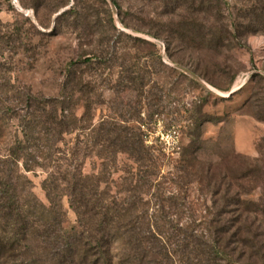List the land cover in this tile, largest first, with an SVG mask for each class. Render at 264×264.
Masks as SVG:
<instances>
[{
	"label": "rangeland",
	"instance_id": "rangeland-1",
	"mask_svg": "<svg viewBox=\"0 0 264 264\" xmlns=\"http://www.w3.org/2000/svg\"><path fill=\"white\" fill-rule=\"evenodd\" d=\"M60 2L0 1L3 24L18 22L28 32L16 54L7 60L0 56L10 68L0 66V104H22L17 93L4 89L10 83L36 96L65 95L67 116L74 122L59 141L54 137L45 144L50 156L41 166L32 171L21 166L38 200L50 204L43 182L69 159L80 164L99 192L138 194L142 203L137 213L145 218L139 226L144 229L150 220L146 213L158 212L162 204L167 215L156 220L161 230L169 229L171 235L178 225L211 239L213 230L204 223V215L212 204L215 179L224 180L221 194H242L241 210L252 216V228L261 234L263 246L261 254L255 247L235 243L229 248L238 247L241 261L253 255L254 261L262 262L264 31L239 36L242 44L238 39L228 42L225 36L223 40V23H217L213 35L198 34L190 0ZM75 2L88 14L87 20L77 25L68 18L58 22L59 13ZM234 2L226 6L225 22L233 18ZM111 15L114 28L108 22ZM99 19L108 35L102 34ZM168 24L173 31H165ZM119 33L123 34L117 49L102 54L107 65H80L78 75L88 83L85 92L65 91L71 61L83 60ZM16 131L17 121L12 120L0 134L2 153ZM138 132L146 140L140 157L122 151L123 137ZM107 136L111 140L106 141ZM60 199L66 224H75L69 196L60 194Z\"/></svg>",
	"mask_w": 264,
	"mask_h": 264
},
{
	"label": "trees",
	"instance_id": "trees-1",
	"mask_svg": "<svg viewBox=\"0 0 264 264\" xmlns=\"http://www.w3.org/2000/svg\"><path fill=\"white\" fill-rule=\"evenodd\" d=\"M35 1L49 5L55 0ZM114 3L123 13V7ZM190 4L198 34L213 35L217 23H223V40L225 36L228 42L238 39L237 44H242L239 36L264 31V0H235L233 18L227 22L225 10L229 0H190ZM66 18L77 25L87 20L88 14H84L75 2L60 13L57 20ZM108 22L115 27L112 15ZM98 23L103 27L102 34L108 35L104 20L99 19ZM171 25L168 24L165 31H173ZM27 34L18 22L11 26L0 19V56L7 60L16 54L19 41ZM122 34H117L112 41H102V48L85 55L83 60L71 61L66 70L64 90L70 94L85 92L88 83L78 75L82 73L80 65H107L109 60L102 54L109 49L116 50ZM6 53L9 56L5 57ZM0 66L10 69L2 60ZM4 89L17 93L22 104L14 105L4 99L0 104V134L12 120L17 121L13 142L4 153L0 151V264H264V254L260 263L254 261L253 255L241 261L238 247L229 248L235 243L255 247L261 254L263 246L259 245L261 234L252 228L255 224L252 216L244 215L241 210L242 194H221L224 180L215 179L212 204L207 206L204 215V223L213 230L211 239L194 228L178 225L171 235L169 229L161 230L156 220L167 215L161 202L158 212L146 213L151 221L144 229L139 226L145 218L137 213L142 203L138 194L99 192L98 184L83 174L80 164L69 159L64 168L59 164L58 170L50 172L43 182L50 204L40 202L31 189V180L21 172V166L25 171L41 166L42 159L50 156L45 144L54 137L59 141L65 132L73 129L70 125L74 122L68 119L65 95L36 96L11 83L5 84ZM108 133L110 131L106 135ZM107 140L111 137L107 136ZM122 141L126 143L123 152L138 157L143 154L146 140L142 132L126 135ZM60 194L69 196L70 206L77 216L75 224H66L67 213ZM242 230L250 234L242 236Z\"/></svg>",
	"mask_w": 264,
	"mask_h": 264
},
{
	"label": "water",
	"instance_id": "water-1",
	"mask_svg": "<svg viewBox=\"0 0 264 264\" xmlns=\"http://www.w3.org/2000/svg\"><path fill=\"white\" fill-rule=\"evenodd\" d=\"M60 13H62V12H60ZM60 13H59V14H60ZM233 92H234V91H232L231 93H233Z\"/></svg>",
	"mask_w": 264,
	"mask_h": 264
}]
</instances>
